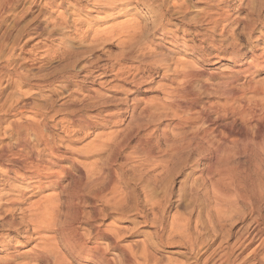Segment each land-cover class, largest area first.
I'll list each match as a JSON object with an SVG mask.
<instances>
[{
  "label": "rangeland",
  "instance_id": "1",
  "mask_svg": "<svg viewBox=\"0 0 264 264\" xmlns=\"http://www.w3.org/2000/svg\"><path fill=\"white\" fill-rule=\"evenodd\" d=\"M95 1L101 5L104 0H0V147L14 140L7 126L9 120L16 118V122L27 123L43 118V133L55 141V152L64 153L69 158L75 156L81 162V168L96 160L102 174L113 171L117 191L115 206L111 209L106 202L110 195L104 189L107 174L102 176V183L96 188L98 197L87 193L80 206L87 213H94L97 207L103 209L104 213L94 219H82L81 230L91 231L92 241L96 240L94 234L98 228L116 229L119 238L113 248L107 237L96 240L105 244L107 256L114 257V264H129L125 263L124 253H132L139 264H211L244 232L264 230V165L255 163L250 155L246 157L247 154L239 153L236 154L238 157L234 155L236 158H229L216 169L214 165L218 162L213 154L196 152L189 147L179 154L182 158H169L170 151L159 139V133L163 128L167 131L172 128L175 119L170 112L168 117H162L160 123L155 124L156 121L152 124V120L146 117H135L143 105L142 100L161 97L167 86L176 84L174 69L183 58L196 60V54L193 59L191 53L185 55L180 47L169 43V32L175 29V25L179 36L182 28L187 32H198L194 36L195 43L208 55L205 62L201 57L202 64L211 68L215 65L210 57L217 50H224L232 44L245 50L249 42L255 43L253 40L260 33L264 34V0H248V8L242 9L237 6L240 0H130L118 7H115L117 3L97 6L92 3ZM223 9H229L231 18L227 22L219 20L216 29L205 27L201 21L204 16ZM237 18H241V23L235 21ZM127 20L140 21L142 32L136 34L143 45L135 41L129 43L121 35L119 38L115 35ZM67 23L75 29L68 27ZM224 23L226 27L221 30L220 25ZM246 24H253L248 41L247 30L245 32L242 27ZM126 30L123 27L122 32ZM257 42L258 46L262 45L261 41ZM167 49L172 50L168 53ZM88 68L98 72L86 77L84 74ZM102 70L105 71L103 77L95 76ZM252 78L261 83L264 69H258ZM211 81L214 82L202 73L192 85L195 89L199 84L211 89ZM61 83H66L67 87L63 88ZM241 84L245 85L244 79L238 85ZM204 89H200L203 90L199 92L200 99L223 102ZM17 102L28 103L27 107L31 108L40 105L43 111L40 115L28 107L21 114L3 116V108L12 103L19 106ZM71 111L87 123L72 122ZM139 136L148 138L154 157L146 159L136 152ZM163 158H168L165 168L158 163ZM63 164L69 166L70 162ZM220 167L229 179L233 178L228 180L224 175L227 190H236L242 195L232 194L228 206L236 210L225 220L218 217V204L206 175H212V179L221 178L223 175L215 172V169L224 172ZM71 176L72 172L63 183H67ZM50 192L44 191L46 194ZM38 240V237L30 240L22 249L34 246ZM258 243L255 238L244 249L243 254L256 249L244 264L264 263V245ZM59 251L63 252L64 264H83L72 254L62 249ZM212 252L214 254L203 263Z\"/></svg>",
  "mask_w": 264,
  "mask_h": 264
},
{
  "label": "bare ground",
  "instance_id": "2",
  "mask_svg": "<svg viewBox=\"0 0 264 264\" xmlns=\"http://www.w3.org/2000/svg\"><path fill=\"white\" fill-rule=\"evenodd\" d=\"M129 1L130 0H104L101 2V5L98 4L100 2L96 1L92 3L97 4V6H112L113 3H117L115 7H118V5L129 3ZM248 4H250L248 0H240L237 6L242 9L245 6L247 7ZM219 9L221 10V8ZM228 10H218L216 13L212 11L210 12L212 14L207 12L209 14L203 15L204 18L201 21L206 25L205 27L211 30L216 29L218 24H220L219 20L227 22V20L231 18V14H229ZM235 21L241 23V18H237ZM139 22L136 20H127L123 24L121 23V28L123 29L124 27L127 30L122 32L121 29V31L117 32L115 35H121V38H125V41L127 40L129 43L135 41V43L141 45L142 43L141 41L139 43V38L136 34L141 31ZM253 24L242 26L245 32L247 30L246 33H248L246 41L251 37L250 34L251 31H253ZM67 26L70 28L72 27L71 29H75L71 23H67ZM220 26L221 30L226 27L225 23ZM107 31L109 32L111 30ZM181 32L179 36L177 34V25H175V29L173 28L169 32V43L180 47L182 53L185 55L191 53V58L196 54V60H187L185 58L186 61H184L185 59L183 58V61L179 62L174 69V79H176V81H174L176 84L173 83L174 86H167L166 89L162 91L161 97L154 98L155 96H151L149 99L142 100L143 105L139 108L138 115L135 118L143 116V118L146 117L147 120H152V124L156 121L154 122L155 124L157 121L160 123L162 117H168L169 115L167 114L170 112L171 116L175 119L172 128L168 131L164 128L161 130L159 129L161 131L159 133L161 138L159 139L166 144V149L170 151V153L168 151L169 158H182V155L180 156L179 154L182 153L183 149L189 147L194 151L196 149V152L206 153L205 151H207L213 154V157H215L218 162V165L212 163L216 169L218 168L217 166L228 161L229 158L232 159L234 155H239V153H242V155L247 154L246 157L250 155V159H253L254 162L257 161V164L264 165V80H261V83H257L259 80L254 81L252 78L254 72L258 71V69H264V34L260 33V36L253 40L256 41L255 43L249 42L245 50L233 46L235 44H230L231 46H229V48H224V50H217L210 57L212 59L211 63L215 66L205 68L203 66L204 63L202 64V60L205 62V60L208 59V55H205L201 50V46L196 44L194 40V36L198 35V32H187L184 28L181 29ZM189 33H191L193 37H190ZM163 35L164 38H167L165 37L166 33L164 34L163 32ZM131 39L132 41H128ZM188 40L191 43H189ZM142 41L144 42V40ZM257 41H261L262 45L258 46ZM213 42L214 41H210L209 43L214 44ZM167 50L169 53L172 49ZM160 55H158V57ZM93 72L98 71L88 68L84 76L90 77ZM24 73L25 72L21 73V77ZM202 73H205L208 79L214 80V82L211 81V86L213 85V88H207L208 86L204 87L206 85L203 86V84H199L197 89L194 88L195 86L192 84L199 79ZM14 75H16V73ZM104 75L105 71L102 70L95 76L100 78ZM241 78L242 80L244 79L245 85H238L242 80L240 83H237V80L239 81ZM197 83H199V81ZM61 86L63 88L67 87V84L61 83ZM198 87L200 88L198 89ZM201 88H205L204 91L207 90L209 95L214 94L218 97V100L220 98L223 102L221 101V103L220 100L219 103L218 101L213 102L209 99L208 101L200 99L199 92L203 91L200 90ZM205 94L207 95V93ZM211 97L213 98L214 96ZM15 101L16 99L14 102ZM134 102L138 101L134 99ZM13 104L14 103L9 107L7 106V109L3 106V116L21 114L25 108L29 107H27L28 103L25 102H17L18 105L20 104L19 106ZM15 106L18 108H15ZM29 109L38 113L43 108L36 104L33 105L32 108L29 107ZM133 109L131 115L133 114L134 117ZM42 116H44V112ZM70 116L72 122L87 123L84 118L78 117L74 111L70 112ZM227 119L231 120L228 121ZM15 120L16 118L7 122L11 134L13 133L12 135H14L12 136L14 140L11 144L5 143L0 147V174L2 176V178H0V264H36L37 262L41 264H64L62 258L63 252L61 251L62 254L59 253L60 249L80 259L83 264H114V257L111 255L107 256L108 251H106V247H104L105 244L102 245L100 241L96 240L107 237L109 238L108 240H110L109 244L111 248H113L116 246L119 238L116 229L113 227L98 228L94 234L96 236V240L94 241H92L93 235H91V231L81 230L82 222H84L82 219H94L96 215L103 212L101 207H97L94 209V213L91 212V214L89 212L91 214V216H89V213H87L88 211L84 210L80 204L83 203L82 201L87 193L94 197H98L99 193L96 188L102 183V176L104 177L107 173L102 174L96 160L91 161L88 166L81 168L79 165L81 162L77 158H74L75 156L69 158V156L64 153L55 152V141L45 136L42 128L43 124L40 119L27 123H19ZM150 123L151 121L148 122V124ZM64 132L66 133L67 130ZM31 135L34 136V138L32 137L34 141L31 140ZM144 136H146V134ZM59 139L61 140V138ZM137 145V148H139L136 152L142 154L144 158L148 159L154 157V149L150 141H148V138L140 137ZM238 155L236 157H238ZM68 161L70 162L69 166L71 168L63 164ZM166 162H168V158H163V160L160 159L158 161L164 168L166 167ZM227 164H229V162ZM227 164L225 166H228ZM223 168L221 169L220 167L219 169L223 170ZM216 169V175H223L221 178L216 177L217 179H214L215 177H213V180L211 177L212 175L205 174L208 175L211 191L218 204V217L225 220L230 218L231 213L236 210L233 206H228L232 194L239 195L240 197H242V195L238 194L236 190L229 191L226 188L227 184L225 183H227V179H233L230 175L231 173L233 175V170L231 173L229 172V176L232 178L229 179L224 170L225 174L220 171L219 173ZM70 172H72L71 179L67 183H63V179L66 178ZM112 172L106 175L107 182H105L106 184L104 185V189L106 188L110 194L106 202L111 209L115 206V193L117 192H115V177ZM213 172L211 171V174ZM224 175L227 176V179ZM223 178L226 179L224 183L223 181L225 179ZM46 190H51V192L46 194L44 193ZM42 193L44 194L39 196ZM36 195L39 197L31 201L30 199ZM36 237H38L39 240L34 243V246L30 248H26V246V249H22L30 240ZM255 238L258 239L259 246L264 245V230L256 229L252 232H244L243 235L237 237L236 240L230 244L228 249L223 250L211 264H244L247 258L254 255L256 252V249L252 248L246 254H243L244 249L250 245ZM237 249L239 251L235 253ZM213 254L214 252L204 258L203 263ZM124 259L125 263L139 264L132 253H124Z\"/></svg>",
  "mask_w": 264,
  "mask_h": 264
}]
</instances>
